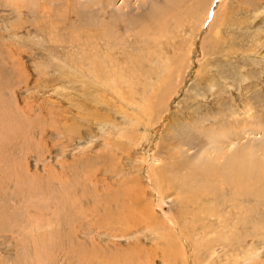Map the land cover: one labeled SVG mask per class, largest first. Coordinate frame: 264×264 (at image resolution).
Masks as SVG:
<instances>
[{
  "label": "rangeland",
  "instance_id": "374dc122",
  "mask_svg": "<svg viewBox=\"0 0 264 264\" xmlns=\"http://www.w3.org/2000/svg\"><path fill=\"white\" fill-rule=\"evenodd\" d=\"M1 134L0 264H264V0H0Z\"/></svg>",
  "mask_w": 264,
  "mask_h": 264
},
{
  "label": "bare ground",
  "instance_id": "6f19581e",
  "mask_svg": "<svg viewBox=\"0 0 264 264\" xmlns=\"http://www.w3.org/2000/svg\"><path fill=\"white\" fill-rule=\"evenodd\" d=\"M201 24H202V23H201ZM91 62H92V61H91ZM105 83H106V85H113V84H115V82L112 80V78H107V82H105ZM124 83H125V82H124ZM11 117H12V116H11ZM12 122H13V121H12ZM12 122H11V123H12ZM13 124H14V123H13ZM2 125H3V124H2ZM4 125H5V124H4ZM4 129H5V128H4ZM13 129H14V128H13ZM13 129L10 128V131H12ZM0 136H1V138L4 139L5 137L7 138L9 135L5 134V136H4V135L1 134ZM10 136H11V135H10ZM0 141L3 142L2 139H1ZM3 143H4V142H3ZM3 145H4V144H3ZM216 155H218V154H216ZM220 155H221V154H220ZM235 157H238V156H234V158H235ZM217 158H219V156H217ZM228 159H229V158H228ZM232 159H233V158H230V160H228L226 163L229 164V163H230L229 161L232 162V161L234 160V159H233V160H232ZM235 159H236V158H235ZM239 161H241V160H239ZM217 162H218V161H217ZM234 162H237V160L234 161ZM234 162H232V163H234ZM232 163H231V164H232ZM239 163H240V162H239ZM231 164H230V165H231ZM234 164H235V163H234ZM222 165H223V164H222ZM239 165H240V164H239ZM202 166H203V165H202ZM214 166H215V165H214ZM214 166H213V167H214ZM220 166H221V165H220ZM227 166H228V165H227ZM215 167H216V166H215ZM215 167L213 168V171H214V172H218L220 169L217 171V169H216ZM218 167H219V166H217V168H218ZM229 167H230V169L232 168L231 166H229ZM233 167H234V166H233ZM236 167H237V165H236ZM238 167H239V166H238ZM241 168H242V167H241ZM241 168H239V169H237V168H236V169H233V171L230 170L231 172L227 170V172H229L230 175H231V176L233 177V179H234V182L232 181V182L234 183V187H235V184L237 185L236 189L233 187V189L236 190V193H235V194H237V195L240 194V190L242 189V185H241V184H242V183H241L242 178H245V177H243V175H242V173H241V171H240ZM209 169H210V167H209ZM223 169H224V167H223ZM228 169H229V168H228ZM242 170H243V168H242ZM206 171H207V170H206ZM209 171H210V170H209ZM211 172H212V170H211ZM208 173H210V172H208ZM222 173H224V171H223ZM222 173H220L219 175L222 176V178H224V180H225V178H226L227 175H229V174L226 175V171H225V175H226V176H225L224 174H222ZM215 174H216V173H215ZM217 174H218V173H217ZM247 174H248V173H247ZM194 175H195V174H194ZM211 176H212V174H211ZM220 176H218V177H220ZM224 176H225V177H224ZM212 177H213V176H212ZM212 177H211V178H212ZM218 177H217V178H218ZM158 179H159V178H158ZM248 179H249V178H248ZM243 180H245V179H243ZM246 180H247V179H246ZM226 181H227V179H226ZM253 181H254V179H253ZM224 182H225V181H224ZM251 183H252V182H251ZM228 185H229V184H228ZM190 186H191V185H190ZM225 186H226V185H225ZM243 187H244V186H243ZM198 188H199V187H198ZM231 188H232V187H231ZM251 188H253V187H251ZM203 189H205V191H206L208 188H207V189H206V188H203ZM246 189H247V188H246ZM208 191H210V188L208 189ZM208 191H207V192H208ZM242 191H244V189H242ZM247 191H248V190H247ZM201 192H202V190H201L199 193H201ZM207 192H206V193H207ZM234 192H235V191H234ZM207 194H209V193H207ZM232 194H233V192H232ZM241 194H242V193H241ZM244 194H245V193H244ZM200 195H202V193H201ZM211 195H212V194H211ZM233 195H234V194H233ZM207 196H208V195H207ZM195 197H196V196H195ZM209 197H210V196H209ZM209 197H208V199H209ZM217 197H218V195H217ZM236 197H237V196H236ZM239 197H240V196H239ZM241 197H242V196H241ZM241 197H240L239 199H241ZM211 198H212V197H211ZM213 198H214V197H213ZM215 198H216V197H215ZM232 198H233V197H232ZM234 198H235V197H234ZM237 198H238V197H237ZM197 199H199V198H197ZM204 199H206V198H204ZM204 199H203L202 196H201V200H204ZM208 199H207V200H208ZM227 199H228V198H227ZM230 199H231V198H230ZM239 199H238V200H239ZM216 200H217V199H216ZM224 200H225V203H226L225 205H227V203H230L231 201H234V200H232V199H231V200H226V198H225ZM199 201H200V200H199ZM221 201H222V200H221ZM235 201H236V199H235ZM185 202H186V201H185ZM236 202L240 203L239 201H236ZM191 203H192V202H191ZM187 204H188V203H187ZM194 204H195V203H194ZM196 204L198 205V203H196ZM203 204H205V203H203ZM209 204H210V203H209ZM216 204H218V203L216 202ZM220 204H221V203H220ZM223 205H224V204H223ZM225 205H224V206H225ZM228 205H230V204H228ZM233 205H234V204H233ZM233 205H230V206L232 207ZM220 206H222V205H220ZM224 206H223V207H224ZM234 206H236L237 208L239 207V205H238V206H237V205H234ZM234 206H233V207H234ZM196 207H197V206H196ZM223 207H222V208H223ZM231 207H230V209H231ZM233 207H232V208H233ZM210 208H211V207H210ZM224 208H225V207H224ZM224 208H223V210H224ZM234 208H235V207H234ZM234 208H233V209H234ZM194 209H195V208H194ZM212 209H215V208H212ZM212 209H211V210H212ZM227 209H228V208H227ZM233 209H231V210H233ZM196 210H197V209H196ZM209 210H210V209H209ZM231 210H230V211H231ZM239 210H240V209H239ZM215 211H216V210H215ZM220 211H221V210H220ZM212 212H213V210H212ZM216 212H217V211H216ZM226 212H227V211H226ZM228 212H229V209H228ZM231 212H234V211H231ZM240 212H241V211H240ZM210 213H211V212H210ZM181 214H182V213H181ZM217 214H218V213H217ZM231 214H232V213H231ZM238 214H239V213H238ZM178 215H179V214H178ZM213 215H214V214H213ZM210 216H211V215H210ZM215 216H217V215H215ZM224 217H225V216H224ZM225 218H226V217H225ZM225 218H224V219H225ZM234 218H235V217H234ZM173 219H174V217H173ZM220 219H221V218H220ZM239 220H240V219H239ZM239 220H237L236 223L233 224V225L236 224V228H237V225H239V224H238V223H239ZM169 221H170V220H169ZM223 221H224V220H223ZM171 223H172V228H176V230H177L176 224H174L175 222H172V220H171ZM182 229H183V228H182ZM184 230H185V229H184ZM237 230H238V229H237ZM178 233H179V231H178ZM179 234H180V233H179ZM184 235H185V233H184ZM181 237H182V236H181ZM182 238H183V237H182ZM185 243H186V242H185ZM255 253H256V252H255ZM246 255H247V254H246Z\"/></svg>",
  "mask_w": 264,
  "mask_h": 264
}]
</instances>
